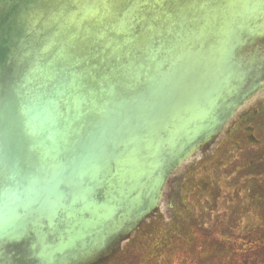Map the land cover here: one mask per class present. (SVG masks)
Masks as SVG:
<instances>
[{
  "label": "water",
  "instance_id": "water-1",
  "mask_svg": "<svg viewBox=\"0 0 264 264\" xmlns=\"http://www.w3.org/2000/svg\"><path fill=\"white\" fill-rule=\"evenodd\" d=\"M264 89V0H0V264H99Z\"/></svg>",
  "mask_w": 264,
  "mask_h": 264
},
{
  "label": "flooded vegetation",
  "instance_id": "flooded-vegetation-1",
  "mask_svg": "<svg viewBox=\"0 0 264 264\" xmlns=\"http://www.w3.org/2000/svg\"><path fill=\"white\" fill-rule=\"evenodd\" d=\"M241 115L172 173L176 191L120 243L117 264H264V117Z\"/></svg>",
  "mask_w": 264,
  "mask_h": 264
},
{
  "label": "rangeland",
  "instance_id": "rangeland-1",
  "mask_svg": "<svg viewBox=\"0 0 264 264\" xmlns=\"http://www.w3.org/2000/svg\"><path fill=\"white\" fill-rule=\"evenodd\" d=\"M263 93H264V89L261 90L258 94L261 95ZM250 100H248V101H250ZM239 114H242L240 117H238V118L241 119V123L242 124H249L253 120L261 119L262 116L264 117V95H263V97H257V99H255L254 101H252L247 106H245L243 108L241 107L236 112V114L234 115V117L232 118V120L229 122V124L226 126V128H228L233 123L234 118L237 117V116H239ZM193 159H194V157H193ZM192 160L188 159L184 164L181 165L182 168H184L188 164V162L189 163L192 162ZM181 166L179 168H177L174 172H176L177 174H179V171L182 169ZM176 173H174V174H176ZM172 176H173V174H171L170 177L168 178V180L166 182V185H165V188L163 190V195H162V198H161L162 200L160 201L163 204H165L167 202L168 193H169L170 189L172 188V189H175V191H176L177 184H178L179 179H180L179 176H176V180H173L172 179ZM119 257H120V245H119V247L110 256H108L107 258H105L104 260H102L99 264H101L102 262H104L103 264H117Z\"/></svg>",
  "mask_w": 264,
  "mask_h": 264
},
{
  "label": "bare ground",
  "instance_id": "bare-ground-1",
  "mask_svg": "<svg viewBox=\"0 0 264 264\" xmlns=\"http://www.w3.org/2000/svg\"><path fill=\"white\" fill-rule=\"evenodd\" d=\"M194 158L196 157V155H194L193 156ZM193 157H191V158H189L190 160H192L193 159ZM196 160V159H195ZM181 168H182V166H181ZM176 173V172H175ZM177 174V173H176ZM180 174V173H179Z\"/></svg>",
  "mask_w": 264,
  "mask_h": 264
}]
</instances>
